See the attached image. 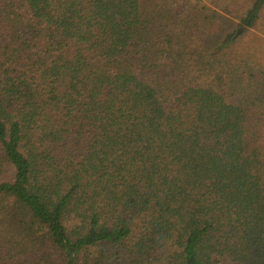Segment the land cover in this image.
<instances>
[{
  "label": "trees",
  "instance_id": "trees-1",
  "mask_svg": "<svg viewBox=\"0 0 264 264\" xmlns=\"http://www.w3.org/2000/svg\"><path fill=\"white\" fill-rule=\"evenodd\" d=\"M0 264H264V0H0Z\"/></svg>",
  "mask_w": 264,
  "mask_h": 264
}]
</instances>
